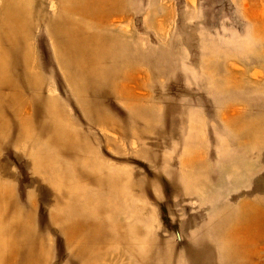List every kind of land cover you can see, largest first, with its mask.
Returning a JSON list of instances; mask_svg holds the SVG:
<instances>
[{"label":"rangeland","instance_id":"1","mask_svg":"<svg viewBox=\"0 0 264 264\" xmlns=\"http://www.w3.org/2000/svg\"><path fill=\"white\" fill-rule=\"evenodd\" d=\"M0 264H264V0H0Z\"/></svg>","mask_w":264,"mask_h":264}]
</instances>
